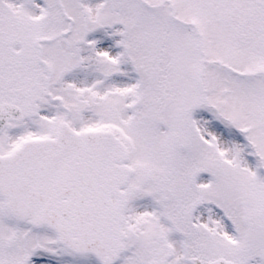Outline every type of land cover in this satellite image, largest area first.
<instances>
[{"label": "snow or ice", "instance_id": "obj_1", "mask_svg": "<svg viewBox=\"0 0 264 264\" xmlns=\"http://www.w3.org/2000/svg\"><path fill=\"white\" fill-rule=\"evenodd\" d=\"M0 264H264V0H0Z\"/></svg>", "mask_w": 264, "mask_h": 264}]
</instances>
